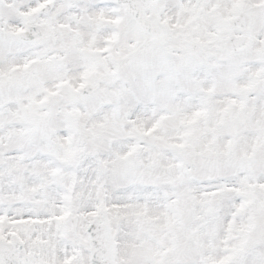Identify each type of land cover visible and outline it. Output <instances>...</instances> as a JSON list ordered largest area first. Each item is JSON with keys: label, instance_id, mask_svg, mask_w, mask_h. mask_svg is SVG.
<instances>
[{"label": "snow or ice", "instance_id": "snow-or-ice-1", "mask_svg": "<svg viewBox=\"0 0 264 264\" xmlns=\"http://www.w3.org/2000/svg\"><path fill=\"white\" fill-rule=\"evenodd\" d=\"M0 264H264V0H0Z\"/></svg>", "mask_w": 264, "mask_h": 264}]
</instances>
